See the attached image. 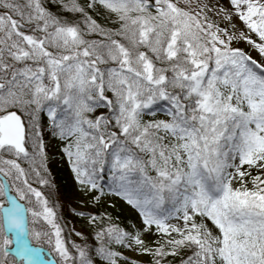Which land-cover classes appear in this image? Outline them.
I'll return each instance as SVG.
<instances>
[{
	"label": "snow or ice",
	"instance_id": "snow-or-ice-1",
	"mask_svg": "<svg viewBox=\"0 0 264 264\" xmlns=\"http://www.w3.org/2000/svg\"><path fill=\"white\" fill-rule=\"evenodd\" d=\"M228 5L0 0V264H264V0ZM42 113L84 202L139 226L73 209L95 244L68 241Z\"/></svg>",
	"mask_w": 264,
	"mask_h": 264
},
{
	"label": "rangeland",
	"instance_id": "rangeland-1",
	"mask_svg": "<svg viewBox=\"0 0 264 264\" xmlns=\"http://www.w3.org/2000/svg\"><path fill=\"white\" fill-rule=\"evenodd\" d=\"M210 3L215 5L217 0H210ZM219 4L222 7H228V0H219ZM210 15H212L210 13ZM219 20V17H216ZM42 128L41 132L44 138L46 152L48 154V168L50 171V176L52 182L56 185L58 190L59 197V214L63 218V223L65 226V231H68L72 234L73 239L70 242H73L74 239L80 240L81 237H77L75 232H83V228L79 225V219L75 215L73 209H83L85 213L92 212H103L105 206L96 207L90 203H85L84 198L77 191V186L73 179V174L70 171L69 165L67 163L66 157L63 155L62 150L58 147L56 140L51 136L48 121L41 122ZM40 125V126H41ZM112 201H109L111 203ZM116 207L111 208L107 207V214L111 215L113 221L116 223H123L127 218L130 217V207H128L123 201H115ZM137 223L140 225V218L138 213L135 215ZM75 242V241H74ZM77 243V242H75ZM125 254L128 255L129 259H137L138 261H144L147 257L142 255L139 252L131 253L130 250L126 249Z\"/></svg>",
	"mask_w": 264,
	"mask_h": 264
},
{
	"label": "trees",
	"instance_id": "trees-1",
	"mask_svg": "<svg viewBox=\"0 0 264 264\" xmlns=\"http://www.w3.org/2000/svg\"><path fill=\"white\" fill-rule=\"evenodd\" d=\"M62 2H63V0H44L45 5L48 7L49 11H51L53 14H60L65 18L72 17L74 14L66 12L65 9L62 7ZM96 18L98 19V22L104 23L103 17L97 16ZM101 111H105V110L99 109L98 113ZM159 118H164V117L161 115ZM42 121H44V122L48 121L46 113L41 114L40 125H41ZM42 126L43 125H41V128H42ZM54 139L56 140L58 147L62 150L63 142L59 141L58 138H54ZM136 214H137V212L132 210V211H130V217L127 218L125 222H123V223H116L115 222V223L121 227H124V228H128L132 225L139 226V224L137 223V221L135 219ZM79 225L81 228H83L84 236L87 237L88 244L89 245L95 244V240H94L95 231H94V229L91 226H89L87 224V221L82 217L79 219ZM65 235H66L69 242L73 239L72 234L69 233L68 231H65ZM74 241L77 242L78 244H84V242H85L82 238L80 240L74 239ZM117 248H118V246H117ZM125 250L126 249H123L122 251L125 253ZM146 257L147 258L144 261H138V264H149V261L151 258L148 256H146ZM53 258H55V257H53ZM95 261H96V264H104V262L101 261L99 259V257H96Z\"/></svg>",
	"mask_w": 264,
	"mask_h": 264
}]
</instances>
